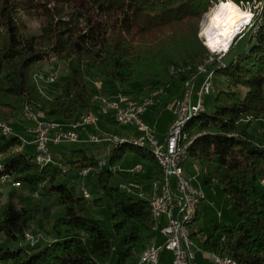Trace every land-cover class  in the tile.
Returning a JSON list of instances; mask_svg holds the SVG:
<instances>
[{"label": "trees", "instance_id": "16d2710c", "mask_svg": "<svg viewBox=\"0 0 264 264\" xmlns=\"http://www.w3.org/2000/svg\"><path fill=\"white\" fill-rule=\"evenodd\" d=\"M222 1L227 0H0V122L25 119L24 107L65 128L102 115L101 99L88 89L91 73L124 87L128 99L142 102L158 93L174 105L184 83L201 79L200 68L212 71V111L186 124L182 143L192 140L187 156L199 167L203 184L221 188L242 225H214V233L221 231V244L215 234L199 240L190 232V237L201 250L234 264H264V131L254 129V122H264V0H228L253 9V25L234 38L220 63H207L211 54L198 37L199 25ZM24 17L43 21L38 34L28 35ZM245 39L247 45L238 52ZM51 59L66 63L70 72L53 97L42 94L39 87L47 84L33 78L38 64ZM169 86L175 89L168 96L164 90ZM12 134L0 130V184L11 188L8 202H0V235L23 244L32 231L45 242L17 249L0 246V264H129L155 223L149 201L133 199L118 185L147 187L160 180L149 150L110 145L106 167L90 173L113 206L110 239L88 216L103 198L78 196L74 187L61 182L101 160L78 149L62 159L67 168L40 166L35 146L32 155L22 152L23 139ZM127 152L153 163V174L122 172ZM116 241L123 251H115Z\"/></svg>", "mask_w": 264, "mask_h": 264}, {"label": "built area", "instance_id": "2783aa9c", "mask_svg": "<svg viewBox=\"0 0 264 264\" xmlns=\"http://www.w3.org/2000/svg\"><path fill=\"white\" fill-rule=\"evenodd\" d=\"M33 78L42 79L46 83L56 82V77L48 74L37 73ZM211 92L209 77L206 76V70H202L201 79L195 82L194 89H187L186 101L176 102L172 111L173 120L170 123L164 142H159L142 120V115L147 111V105L127 107L126 100L120 99L119 96L115 98H100L104 100V113L102 115L86 116L85 123L80 124L78 128L69 130H58V124L40 125L38 120L26 113V107L22 110V115H25L26 121L32 124L27 129V133L33 136L34 153H37V148H44V155H38L40 166L42 162H53L61 165V168L63 167L59 160L57 161L50 152L49 146H59L66 143L90 145L105 143L109 146H114L117 140H109L107 136L97 133L96 125L93 124V117L111 115L116 126H126L137 131V140L146 141L151 147H156L159 154L164 157L167 167L171 170V178L166 183V188L159 193H150L148 197L152 220L155 223L152 231L162 234L165 237V242L163 245H151L144 249V255L140 256V263L137 264H161L159 256L163 250L171 252L172 260L170 264H199L195 259V252L191 250V244L185 240V236L178 235L177 222L187 216L188 207L200 206V203L204 200V193L193 184V176L186 174V177H179L178 175V166H184L179 164V156H184L186 143L174 142L173 126L186 115L203 109L204 97L210 95ZM1 125L4 126L8 133H14L10 125H6L5 122L1 123ZM87 127H93L96 132L87 134V138L81 139L79 133L86 130ZM103 168V161H100L96 167H87L80 170L77 176L86 177L90 173L100 171ZM141 170V166L137 165L128 171L140 173ZM1 182L11 184L12 187H19L18 183H11L7 178H2ZM118 189H128L133 192L129 188H123L122 183L118 185ZM80 192L83 197L90 199L91 196H86L83 193L82 186L80 187ZM135 194L139 198H145L144 192ZM188 194H195V201H188ZM162 217L165 223L158 227L157 222ZM187 232H190V228H187ZM30 244L33 245V243ZM205 255L210 264H229V258L221 256L220 258H213L210 254Z\"/></svg>", "mask_w": 264, "mask_h": 264}, {"label": "rangeland", "instance_id": "374dc122", "mask_svg": "<svg viewBox=\"0 0 264 264\" xmlns=\"http://www.w3.org/2000/svg\"><path fill=\"white\" fill-rule=\"evenodd\" d=\"M217 5H215L203 17V19L199 25L198 37L202 41V44L205 46V48L211 54L207 63H212V62H216V61L218 63H220L222 61L223 57L225 56L224 54H226V52L228 51V50L226 52H212V51H210L206 46V40H205L204 36L201 35L203 25L206 23V21L208 20L209 16L212 13V11L216 8ZM237 7L241 11L249 12L251 14V20H250L249 24L246 27L244 26V28H242L243 30L241 29L243 31V32L241 31L242 33H247V31H249L251 25H253V13H252L253 9L251 10V8L249 6L241 7L240 5H237ZM24 20H25V23L27 26L28 35H36L39 33L40 27L43 24L42 20L36 19V18H29V17H24ZM236 35L233 37L232 41L234 40ZM247 41L248 40L245 39L241 43V46L237 49L238 52L240 51V49L242 47H245L247 45ZM37 73L48 74L49 76H55L56 77V79H57L56 82L51 84V85H48L49 83H46L45 81L39 80V78H35V80L39 81L40 84H42V83L47 84V86H45V85L40 86L39 90L45 96H50V97L58 95V93L60 91V86L62 85V83H64L70 77V72H69V69H68L66 63H63V62L58 63L55 61V59H51L49 61H43V62L39 63ZM212 79H213V75H212ZM86 81L88 84V89L94 95V98L96 100L99 99V95H100L101 91L112 90L115 88L125 90L124 87H121L115 83L107 82V81L103 80L102 78H99L96 74H93V73L87 74ZM169 87L164 90L166 95L169 94V91H168L169 89H175V87H171V86H169ZM215 93H216V88L214 89V92H212L210 95L204 97L205 114H209L212 111ZM118 96H122V95H118ZM153 105L154 104H152L151 106L154 107ZM151 106L150 107L148 106L149 109H147L148 111H150L149 112L150 114L152 111H154V108H152ZM30 113H32L34 115V113L31 110H30ZM35 116L38 117L37 115H35ZM96 117H98V116H96ZM145 119L146 118H144V120ZM149 122H150L151 126L155 129V131H156V129L159 130V128H161V131H162L163 127L166 126L167 117L159 118L158 116H155L153 114V117L149 119ZM31 126H32V124L29 123L28 121L24 120L23 118H19V119H17V121H14L12 124H10V127L12 128V130L14 132V134H12V135L18 134L17 136H19L20 138L22 137L24 139L25 138L27 139V137H31L26 132V130L28 128H30ZM90 128L92 131H89L87 129L86 132H88L89 134H94L95 129L93 127H90ZM254 129L259 131V132H263L264 131V122L263 121L254 122ZM82 133L83 132H80L79 136L82 135ZM102 133H104V131L101 132V134ZM86 138H87V136H86ZM122 147L125 149L129 148V147L134 148V147L127 145V144L123 145ZM78 149H83L87 154L95 155L99 159H101V161L105 162L104 161V159H105L106 162H108L107 158L109 157L108 156V154H109L108 150L110 149V146L108 144H105V143L97 144V145H90V144H83V143H66V144H62L59 146H49V150L54 155L55 159L57 161L59 160V162L62 165H64L65 168H67V166L62 161V159L66 158L70 151H75ZM134 149H136V148H134ZM26 153L31 154V153H33V151L31 152L30 150H27ZM189 161H190L189 157H187L185 162L182 165H185V163L190 164ZM106 162H105V167H106ZM137 163H140L143 166H144V164H146L144 162H141L139 157L137 155H135L134 153L127 152L121 161L120 169H122V170L131 169ZM183 167L184 166L181 167V170L183 171L184 174H186L184 172ZM61 182L70 186V187L71 186L74 187L75 188L74 189L75 194L78 196H80V194H81L80 187L82 186V189L83 188L86 189V191L88 193L86 196H91L90 198H103L102 204L99 207H93V206L90 207L89 212H88V216L90 218H92L94 221H96L98 223V225L100 226V228L111 239L112 238L111 229L113 226V220H112L113 206H112V203L109 200H107L106 198H104L102 193L99 191L93 174H89L86 177H78L76 175V173H72V174L67 175V177L61 179ZM157 182L152 183L151 189L153 187V184H156ZM195 185L202 189V191L205 195V199L200 206V214H199L198 220L195 221L190 226V232L195 231L194 233L196 234V236L199 240H204L207 237L215 234L218 243L221 244V241H222L221 231H216L214 233L213 226L218 224L219 226H223V227H226L228 229H232V228H239L242 225V222L237 217V215L234 211L232 200L228 196L223 194L221 188L217 184H214L212 186L211 185L210 186L204 185L201 177H196ZM138 187L139 188L134 189L135 192L130 193L129 196H131L135 200L147 199L149 201V198L146 195H145V198H139L137 196V194H135L137 192L142 193L141 185L139 184ZM151 189H150V193H151ZM10 191H11V188L9 186L0 184V202L1 203L8 202ZM34 197L38 198V195H35ZM29 233L30 234H28V235L32 236V241H26L23 244L21 242H19V243L11 242L9 240H6L4 236L0 235V246H8L10 249H17L18 247H26V244L29 245V243H33V244H36L37 242H39L41 244L43 243L44 240L42 239V237L37 236V235L34 236L33 235L34 232H32V231H29ZM119 242L120 241H116L113 243L114 249L116 252H121L124 250L121 247L117 246V244ZM149 242H150V238H146V239L142 240L138 244L136 251H139L142 248H144L147 244H149ZM112 256H113V254H111L110 258H112ZM129 264H133L132 258L129 260Z\"/></svg>", "mask_w": 264, "mask_h": 264}, {"label": "bare ground", "instance_id": "6f19581e", "mask_svg": "<svg viewBox=\"0 0 264 264\" xmlns=\"http://www.w3.org/2000/svg\"><path fill=\"white\" fill-rule=\"evenodd\" d=\"M222 4L223 5H228V6L224 7V8H221ZM217 13H219V16H218V18L216 20V27L211 29L209 35L204 36V38L206 40V46H207V48L210 51H211L212 45H208L207 41L212 36H216L217 40L221 41V42L224 41V40H227L228 37L231 36V42H232L233 37L237 33H240L241 29L244 28V26L246 27L249 24L250 20H251V14L249 12L241 11L240 9H238V7H236L235 5H233V3L229 2V1H225V2L222 1L212 11V13L209 16L208 20L203 25L202 32L205 29H207L209 27V25L212 24V22H213L212 17L215 16ZM217 34H219V35H217ZM231 42L229 44V47L231 45ZM229 47H228V49H229ZM217 52H224V51H217ZM202 70H205V69L204 68H200V72L201 73H202ZM212 75H213L212 71H207L206 70V76L209 77V86L212 89V92H214V87H213V84H212ZM39 80H42V79H39ZM49 84H51V83H49ZM194 87H195V82L194 81L193 82L192 81H188V82L184 83L182 96L180 97V99L175 101V103L173 105V108L175 107L176 102L186 101V99H187V89H194ZM157 94L158 93H153L152 97H155ZM119 97H120V99H125L126 100L127 107H135V106L147 105V109H148L149 104L152 103V98H150L148 100H144V101L141 102V101H135V100L128 99L125 96H119ZM101 106H102L101 113L103 114L104 113V100L103 99L101 100ZM204 112H205V108L203 107V109H199V110H197L195 112H192V113L186 115L184 118H181V120L177 121L175 123V125L173 126L174 142L182 143L184 140H186V137L183 135V130H184L186 124L190 120L199 117ZM26 113H28L35 120H38V123L40 125H54V124H58V130H69V129H73V128H78L80 124H83V123L86 122L85 121L86 118H84L80 122L73 123L72 125H69L68 127L65 128V127H62V125L60 123H58V122H47V121L40 120L38 117H36L32 113H30L28 108H26ZM24 117L26 119L25 115H24ZM98 122H99V118L98 117H93V124L96 125V131H97V133L101 134V131H98V129H97ZM1 123H4V122H0V130H1V132L4 135H10L11 133H8L4 129V126L1 125ZM5 124L9 125L7 123H5ZM118 127H126V126H118ZM101 135L107 136L109 138V140H117L115 142V146H117V147H122L123 145L127 144V145H130V146H132V147H134L136 149H148L150 154H151V156H152V158H153V160L155 161V163L157 164V166L161 170V178L156 184H153V187L151 189V193H159L164 188H166V183H168L170 178H171V170L169 169V167H167V163L165 162L164 157H162L159 154V152H158L156 147H151L150 145H148L146 143V141L137 140V135L131 136V137H124L122 135L106 133V132L102 133ZM185 143H186V145L184 147V156H179V164L180 165H182L185 162L186 158L188 157L187 156V150H188V146L192 144V140L188 141V142H185ZM22 145L24 146V142L22 143ZM21 150H22V148H20L18 151H21ZM38 155H44V148H37V153H34V160L36 161L37 164H39V156ZM50 163H53V162H42L41 166H45V165H48ZM103 165L105 166V162H103ZM181 167L182 166H178V175H179V177H186V174L183 173V171L181 170ZM193 168H194L195 172H197L199 174V172H200L199 167L197 165H194ZM126 173L132 174V175L138 174V173H133V171H127ZM3 183H5V182H3ZM138 185L139 184L136 183V182L122 183V187L123 188H129V189L133 190V192H135L134 189L139 188ZM82 190H83V193L85 195L88 194L86 189L83 188ZM119 190L123 191V192H125V193H127L129 195H130V193H132L128 189H119ZM139 193H141V192H139ZM188 201H195V194H188ZM198 209H199V206H190V207H188L187 208V216H185L184 219H179L178 222H177V233H178L179 236H185V240H187V242H189L191 244L192 252H194V250L197 247L194 245V242L192 241V239L190 237V232H187V228H190V226L195 222V219H196L197 213H198ZM26 240L27 241H32V236L27 235ZM207 254L212 255L213 258H220V256L218 254H215V253H207ZM143 255H144V250L140 253L137 263H140V256H143ZM229 264H234V262L229 260Z\"/></svg>", "mask_w": 264, "mask_h": 264}, {"label": "crops", "instance_id": "0c3cea01", "mask_svg": "<svg viewBox=\"0 0 264 264\" xmlns=\"http://www.w3.org/2000/svg\"><path fill=\"white\" fill-rule=\"evenodd\" d=\"M168 91H170L172 93V90L169 89ZM124 92L125 90L123 89H119V88H115V89H112V90H104V91H101L100 92V95H99V99L101 97V95H103V93L106 94V98H115L116 96L118 95H124ZM169 92V94H170ZM166 96V95H165ZM169 96V95H168ZM167 97V96H166ZM99 99H97V101H99ZM180 99V98H179ZM172 100V99H171ZM171 100H165L164 98H161L160 97L158 98V96H155L152 98V103L151 104H154L152 107L151 105H149V107L151 106L152 108H154V111L151 112V114L149 113L150 111H146L143 115H142V120L143 122L148 126V128L151 130V132L155 135V137L157 138V140L159 142H164L165 139H166V136H167V132H168V129H169V126H170V123L171 121L173 120V114H172V111H173V104H172V101ZM148 107V109H149ZM150 114V115H149ZM153 114L155 116H158L159 118H162V117H167V123H166V126L163 127V130L161 131V128L155 129L151 126L150 122H149V119L153 117ZM105 119L104 121L102 119L99 120L98 122V125H97V129L98 131H104V132H107V133H112L113 134V131L112 129H117L120 134H122V136L124 137H131V136H135L137 135V132L133 129V128H128V127H117L116 125H113V126H108L106 125L107 124H110V123H114L111 115H108V116H103ZM23 118V117H22ZM144 118H146L144 120ZM24 119V118H23ZM25 120V119H24ZM89 130V131H92L90 127H87L86 130ZM86 130L84 131H81L83 132L82 135H80L79 137L81 139H84L86 138L87 134H89L88 132H86ZM96 132V131H95ZM17 134V133H16ZM28 134V133H27ZM18 135V134H17ZM29 136L31 137H27V139L25 138H22L23 139V142H24V149L22 152H27V150H30L31 152L34 150V146H33V137L31 134H28ZM26 142V144H25ZM111 149V148H110ZM109 149V150H110ZM108 150V152H109ZM33 153H31L30 155H32ZM140 159V157H139ZM101 160V159H100ZM190 160V159H189ZM141 162H144L146 164L141 165L140 163H137L134 167H136L137 165H140L142 170L140 173H138L139 175L141 176H151L154 172V166H153V163H150V162H146L145 160H141ZM190 164H186L184 165L183 169H184V172L187 174V175H190V176H193L194 177V180H193V184L195 185V181H196V177H200V172L199 174L197 172H195L193 166L194 165H197L195 164L194 162H192L191 160L189 161ZM146 166V167H145ZM133 167V168H134ZM131 168V169H133ZM131 169H128V170H131ZM122 170V169H121ZM128 170H122V172L126 173ZM145 170V171H144ZM140 184V183H139ZM141 185V184H140ZM196 186V185H195ZM142 187V192H144V194L149 197L150 195V189H151V185H148L147 187H143V185H141ZM197 187V186H196ZM199 188V187H198ZM201 189V188H200ZM202 190V189H201ZM204 199H205V195H204ZM204 201V200H203ZM202 201V202H203ZM202 202L200 203V206L202 204ZM200 206H199V209H198V212L200 214ZM165 223L164 221V218H160L157 222V226L160 227L162 226L163 224ZM153 234L151 235L150 237V242L149 244H147L144 248H142L141 250L139 251H136L134 253V255L131 257L133 259V264H137L138 262V257L140 255V253L146 249L147 247L151 246V245H157V246H160V245H163V243L165 242V237L160 234L159 232H154L152 231ZM195 232V231H193ZM191 232V233H193ZM196 245V244H195ZM196 247L198 248V246L196 245ZM195 247V248H196ZM194 248V249H195ZM195 249L194 252H195V259L196 261L199 263V264H210L209 260L207 259L206 255L208 252H205L203 250H201L200 248L198 249ZM200 249V250H199ZM130 258V259H131ZM171 260H172V254L171 252L169 251H166V250H163L161 251L160 253V256H159V261L161 262V264H170L171 263Z\"/></svg>", "mask_w": 264, "mask_h": 264}, {"label": "clouds", "instance_id": "9594fccd", "mask_svg": "<svg viewBox=\"0 0 264 264\" xmlns=\"http://www.w3.org/2000/svg\"><path fill=\"white\" fill-rule=\"evenodd\" d=\"M216 27V21H213L211 25H209V27L207 29H205L201 35L202 36H206V35H209L210 31L212 28ZM240 33H237V35H239ZM219 35V34H217ZM236 35V36H237ZM231 42V36L228 37L227 40H224V41H218L216 36H212L208 41H207V44L208 45H212L211 47V51L212 52H217V51H224L226 52L228 47H229V44ZM218 45V46H217Z\"/></svg>", "mask_w": 264, "mask_h": 264}, {"label": "snow or ice", "instance_id": "6c2138e0", "mask_svg": "<svg viewBox=\"0 0 264 264\" xmlns=\"http://www.w3.org/2000/svg\"><path fill=\"white\" fill-rule=\"evenodd\" d=\"M228 5H221V8L227 7ZM219 16V13H217L215 16L212 17L213 21H216Z\"/></svg>", "mask_w": 264, "mask_h": 264}, {"label": "water", "instance_id": "95a60500", "mask_svg": "<svg viewBox=\"0 0 264 264\" xmlns=\"http://www.w3.org/2000/svg\"><path fill=\"white\" fill-rule=\"evenodd\" d=\"M252 26V25H251Z\"/></svg>", "mask_w": 264, "mask_h": 264}]
</instances>
